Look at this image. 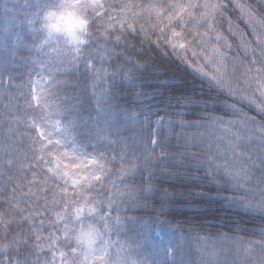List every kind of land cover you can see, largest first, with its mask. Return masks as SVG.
<instances>
[{"label": "clouds", "instance_id": "9594fccd", "mask_svg": "<svg viewBox=\"0 0 264 264\" xmlns=\"http://www.w3.org/2000/svg\"><path fill=\"white\" fill-rule=\"evenodd\" d=\"M216 2L220 6L217 13L201 19L205 0H40L27 38L45 52L55 49L63 55L60 60L45 59L46 67H34L32 78L46 85L39 101L33 95L35 86L30 92L27 84L15 99L0 96V140L9 136L10 123L18 125L17 136H22L27 146L35 145L36 161L43 151L40 171L44 175L49 174L53 162L48 155L52 150L75 146L89 159L105 160L106 174L93 191L101 184L107 189L112 180L118 185L140 186L150 179L157 191L148 197L151 205L140 207L135 214H155L160 190L168 189L177 193L167 210L168 217L186 234L213 218L264 224V217L253 218L246 208L225 207L229 198L264 200V169L254 168L246 187L236 184L225 168L242 167L254 157L247 146H240L235 154L230 151L223 130L212 124L214 116L223 117L224 123L231 119L229 104L236 103L245 112L249 106L198 70L203 66L206 71H215L207 57L212 45L218 44L228 53L230 67L236 66L229 73L233 84L244 88L240 66H264V32L257 42L256 33L240 15L237 0ZM241 2L264 19V0ZM152 8L158 9V14H152ZM233 29L252 40L257 49L254 58L240 49ZM217 32L223 34L219 40ZM225 39L232 41L231 47H224ZM103 42L115 45L117 51L110 65L96 59L93 67L90 55ZM129 56L133 59L128 60ZM102 63L107 66L106 75L97 71ZM122 64L134 67L132 81L116 75ZM258 99L264 102V98ZM6 108L19 120H10ZM101 115L110 116L122 130L113 135L115 143H100L96 137L86 142L80 136L79 126L95 122ZM53 120H60L75 133V140L57 145L55 140L65 136L50 123ZM133 136L137 138L135 150L122 162L120 145L124 138ZM45 137L54 142L42 148ZM125 165L136 167L119 181L117 173ZM189 201L199 204L195 210L198 214L185 206ZM129 214H133L131 210ZM85 220L103 230L100 215L87 214ZM218 228L213 226L212 237L217 236ZM240 235L245 241H256L251 256L228 247L219 264H264V235H256L251 229ZM193 264L212 262L206 255L194 253Z\"/></svg>", "mask_w": 264, "mask_h": 264}, {"label": "snow or ice", "instance_id": "6c2138e0", "mask_svg": "<svg viewBox=\"0 0 264 264\" xmlns=\"http://www.w3.org/2000/svg\"><path fill=\"white\" fill-rule=\"evenodd\" d=\"M24 2L29 9L27 23L30 27L38 14L40 0H35L34 4L29 0ZM236 6L256 33L257 42H261L264 19L241 0H237ZM219 7L216 0H205L201 19L214 16ZM150 11L152 14L159 12L156 8ZM233 32L238 37L240 49L254 58L257 49L249 36L235 29ZM222 35L217 32V40ZM231 46L232 41L225 39L224 47ZM3 49L0 52V96L15 99L27 84L30 92L35 86L33 95L39 101V93L46 85L43 80L32 78L34 67H46L45 59L60 60L63 54L55 49L45 52L19 34H15L12 44L5 40ZM114 51H117L116 46L107 42L95 47L90 55L92 66L95 67L96 59L110 65ZM227 56L220 45H212L207 58L215 71H206L203 66L198 70L249 106V111L245 112L238 104H229L233 113L231 119L224 123L223 117L214 116L212 121L214 127L223 130L230 151L235 154L243 145L254 157L242 167L225 168L227 176L246 187L252 179L253 169H264V102L258 99L264 98V66L253 68L250 64H242L240 73L244 88H241L233 84L229 75L236 66L230 67ZM132 59L128 57V60ZM97 71L106 75L108 69L102 63ZM116 75L132 81L135 69L122 64ZM6 111L10 120H19L9 109ZM50 123L65 136V139L55 140L57 145L64 144L65 140H75V133L60 120ZM17 127L10 123L9 136L0 140V264H193L194 253L206 255L212 264H219L228 247L245 257L251 256L256 241H245L241 233L251 229L256 235H264V224L246 225L226 217L213 218L203 227L190 228L186 234L168 217L167 210L177 195L168 189L160 190V204L155 214H135L140 207L151 205L148 197L157 191L156 185L150 179L140 186L118 185L117 180H112L107 189L101 184L99 190L93 191V186L106 174L107 162L89 159L78 153L75 146L49 152L53 162L49 174L44 175L40 171L43 151L38 153L40 161H36L35 145L27 146L23 137L17 136ZM96 139L100 143L116 142L111 132L97 133ZM45 141L42 148L54 142L47 137ZM136 144L135 136L123 139L120 145L122 162L129 151L135 150ZM135 167L125 165L117 173V179L125 180ZM50 180L53 183L50 184ZM224 204L226 208H246L253 218L264 217V200L229 198ZM185 206L198 214L195 211L199 207L197 202L189 201ZM130 210L133 214H129ZM87 214L100 215L104 221L103 230L95 223L86 222ZM214 225H219L216 237L211 236ZM173 236L174 240L170 238Z\"/></svg>", "mask_w": 264, "mask_h": 264}, {"label": "trees", "instance_id": "16d2710c", "mask_svg": "<svg viewBox=\"0 0 264 264\" xmlns=\"http://www.w3.org/2000/svg\"><path fill=\"white\" fill-rule=\"evenodd\" d=\"M29 2L34 4L35 0H29ZM28 14L29 9L24 0H0V52L4 50L5 40L12 44L15 34L21 37L28 36ZM118 131L122 130L110 116L105 115L97 117L95 122L89 121L79 126V134L86 142H91V138H95L97 133L111 132L114 135Z\"/></svg>", "mask_w": 264, "mask_h": 264}]
</instances>
